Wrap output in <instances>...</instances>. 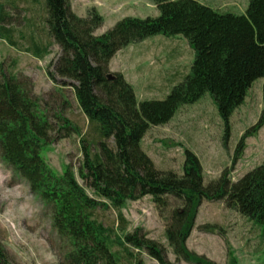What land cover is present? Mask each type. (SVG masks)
Listing matches in <instances>:
<instances>
[{
  "label": "trees",
  "instance_id": "trees-1",
  "mask_svg": "<svg viewBox=\"0 0 264 264\" xmlns=\"http://www.w3.org/2000/svg\"><path fill=\"white\" fill-rule=\"evenodd\" d=\"M152 1L160 12L158 18L128 17L95 36L104 23L96 11L83 19L70 10L68 0H45L47 34L62 52L49 76L53 81L58 76L76 83L75 97L95 135L91 144L81 141L84 162L79 175L117 211L119 230L127 226L120 211L127 201L149 195L164 204L173 197L184 206L172 213L166 230L177 262L217 264L187 246L198 208L203 200H223L264 232V162L235 183L224 173L206 187L194 153L185 152L183 175L178 176L156 170L141 142L150 126L169 122L182 106L206 93L228 126L254 82L264 79V0H250L246 16L221 14L197 0ZM10 19L0 2V38L14 46L12 31L5 27ZM157 35L187 39L195 53L191 74L164 101L138 106L133 87L121 73L108 78L109 64L121 50ZM50 47L34 39L26 51L42 60ZM0 74V154L31 191L52 206L54 227L68 247L63 264H120L115 247L130 258L135 255L129 249H134L159 264H173L164 248L143 235L141 228L118 234L100 223L94 213L104 203L85 192L71 169L58 175L48 167L42 153L49 124L45 113L18 78L6 75L1 66ZM58 118L64 123L62 130L76 131L70 121ZM0 264H11L1 246Z\"/></svg>",
  "mask_w": 264,
  "mask_h": 264
},
{
  "label": "rangeland",
  "instance_id": "rangeland-1",
  "mask_svg": "<svg viewBox=\"0 0 264 264\" xmlns=\"http://www.w3.org/2000/svg\"><path fill=\"white\" fill-rule=\"evenodd\" d=\"M197 1L221 14L237 16H246L250 2ZM0 2L11 15L5 27L12 31L15 42L12 46L0 38V66L6 75L24 84L47 117V144L42 153L48 167L58 175L71 169L85 192L104 203L94 214L105 227L118 234L134 233L141 228L143 235L164 248L171 263L189 264L177 262L166 235L172 213L184 209L180 200L168 197L164 204H158L147 195L137 201H127L120 210L127 225L122 232L117 211L81 179L79 169L84 162L81 141L91 144L95 135L75 97L76 83L58 76L53 81L49 76L62 52L47 34L45 0ZM68 4L80 18L87 19L93 10L103 18L104 23L95 31V36L104 35L128 17L144 20L160 16L152 0H68ZM34 39L51 45L49 54L42 60L26 51ZM174 47L178 55L173 54ZM194 59L195 53L186 38L157 35L118 52L109 64V74L124 76L133 87L139 106L145 101H164L191 74ZM263 85L264 79L254 82L244 103L230 117L228 126L220 117L214 99L206 93L198 101L182 106L169 122L150 126L142 139V150L156 170L178 176L183 175L185 152L191 151L201 163L206 187L224 173L231 182L239 181L264 162ZM59 116L70 121L76 131L62 130L64 123ZM107 143L115 150L113 140ZM91 150L95 153L96 146L92 145ZM0 246L11 264H63L68 251L54 227L52 206L31 191L29 183L3 161L1 154ZM187 246L217 264H264L263 230L229 209L223 200L202 201ZM129 250L135 257L130 258L119 247L114 248L120 264H136L139 260L143 264H159L146 252Z\"/></svg>",
  "mask_w": 264,
  "mask_h": 264
},
{
  "label": "crops",
  "instance_id": "crops-1",
  "mask_svg": "<svg viewBox=\"0 0 264 264\" xmlns=\"http://www.w3.org/2000/svg\"><path fill=\"white\" fill-rule=\"evenodd\" d=\"M176 49H177V48H175V47L172 49V52H174V53H173L174 55H178L177 52H176Z\"/></svg>",
  "mask_w": 264,
  "mask_h": 264
},
{
  "label": "water",
  "instance_id": "water-1",
  "mask_svg": "<svg viewBox=\"0 0 264 264\" xmlns=\"http://www.w3.org/2000/svg\"><path fill=\"white\" fill-rule=\"evenodd\" d=\"M108 78H109V79H113V75L110 74V75L108 76Z\"/></svg>",
  "mask_w": 264,
  "mask_h": 264
}]
</instances>
